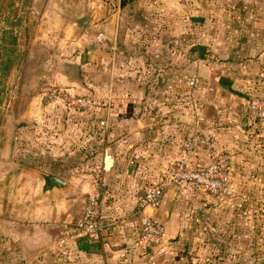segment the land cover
<instances>
[{
	"label": "crops",
	"instance_id": "crops-1",
	"mask_svg": "<svg viewBox=\"0 0 264 264\" xmlns=\"http://www.w3.org/2000/svg\"><path fill=\"white\" fill-rule=\"evenodd\" d=\"M212 1L222 0H205V7L189 13L185 17L189 24L182 27L146 25L147 15L140 3L137 6L142 12L134 19L131 0L123 3L122 19L121 15L115 19L106 8L86 14L90 17L87 27L100 33V49L108 45L105 39L113 29V51L117 32L128 36L120 41L125 52L119 56L116 53L107 60L104 54L96 57L99 51L88 52L92 56L88 59L90 78L78 91L96 101L90 111L89 140L97 146L105 144L100 159L88 157L92 169L85 176L87 195L99 197L107 230L93 240H64L61 226L77 222L84 211L74 210L69 201L59 208L76 189L63 175L47 173L63 177L72 188L42 200L48 202L40 209L52 213L51 222L41 227L44 235L39 241L14 227V236L25 239L29 250L35 246L43 254L55 255L56 264L229 263L225 252L233 249L223 248L219 242L234 245L244 219L241 209L250 208V194L264 191V125L255 130L247 126L248 101L264 87V14L260 12L264 9L254 13L220 9L217 3L216 8L211 7ZM126 14L130 16L128 25L123 23ZM251 14L249 21L246 17ZM209 15L214 19L223 15L226 20L216 19L209 29ZM135 33L136 40L128 39ZM94 41L95 36V45ZM125 55L119 72L117 60ZM99 121H107L108 129ZM223 155L230 160L235 198L223 203L196 188L178 187L164 221L166 244L158 250L143 245L139 233L143 214L138 202L161 181L168 165L186 157L191 166L204 167ZM173 190L166 191L155 214L159 219L165 217ZM26 228L32 231V227Z\"/></svg>",
	"mask_w": 264,
	"mask_h": 264
},
{
	"label": "rangeland",
	"instance_id": "rangeland-1",
	"mask_svg": "<svg viewBox=\"0 0 264 264\" xmlns=\"http://www.w3.org/2000/svg\"><path fill=\"white\" fill-rule=\"evenodd\" d=\"M131 1L143 6L148 19L145 24L157 28L189 24L185 17L202 8L200 0ZM216 3L220 9L231 7L251 13L264 9V0L212 1L211 7L216 8ZM100 8L116 15L110 0H0V264L58 262L55 255L43 254L41 248L35 246L29 250L25 239L18 240L14 236L17 226L22 235L39 241L44 235L41 227L51 222L52 212L40 209L41 204L48 201L37 200L42 183L36 172L63 175L76 193L67 195L69 198L63 199L59 208L69 201L74 210L84 211L88 197L85 175L92 169V162L88 160L100 159L105 144L97 146L89 140L90 111L74 112L68 108L67 101H54L51 95L61 91L66 98L89 96L78 92L87 86L90 78L88 59L92 56L88 52L99 51L96 57L104 54L107 60L116 53L119 56L120 52H125L124 43L120 41L127 39V33L117 32L116 50L113 51L111 39L116 32L113 29L112 35H107V40L104 38L108 45L100 49V33L94 32L93 26L79 31L71 23L72 18ZM124 11L123 4L121 19ZM129 17L128 14L123 18V23L128 25ZM252 17L251 14L246 19L252 21ZM208 18L209 29L216 19L226 20L223 15L215 19L209 15ZM93 36L95 45L92 44ZM132 36L128 39H137L136 33ZM123 57L117 60L119 72L128 56ZM249 197L250 208L241 209L244 219L234 245L229 246L225 240L219 242L223 248L233 249V252H225L228 264H264V191ZM234 198L233 190L232 198L219 201L224 203ZM52 206L56 212L55 202ZM29 226L32 231L24 230Z\"/></svg>",
	"mask_w": 264,
	"mask_h": 264
},
{
	"label": "built area",
	"instance_id": "built-area-1",
	"mask_svg": "<svg viewBox=\"0 0 264 264\" xmlns=\"http://www.w3.org/2000/svg\"><path fill=\"white\" fill-rule=\"evenodd\" d=\"M124 1L110 0L114 4L117 20ZM51 99L67 101L68 108L74 112L92 111L96 107L91 97L66 98L61 91H54ZM262 125H264V87L260 94L249 99L247 105L248 128L255 130ZM100 126L108 129V122L101 121ZM183 186L196 188L218 200L232 198V173L228 155L219 156L204 167L191 166L186 157H181L168 165L161 181L146 191L138 202V210L143 214L139 229L140 241L143 245L158 248L166 244L168 239L166 226L155 214L163 205L167 189ZM61 229L64 240L99 238L107 230L99 197L89 196L82 217L77 222L62 225Z\"/></svg>",
	"mask_w": 264,
	"mask_h": 264
},
{
	"label": "water",
	"instance_id": "water-1",
	"mask_svg": "<svg viewBox=\"0 0 264 264\" xmlns=\"http://www.w3.org/2000/svg\"><path fill=\"white\" fill-rule=\"evenodd\" d=\"M200 3L202 7H205V0H200ZM133 8L135 12L133 18L136 19L137 17L140 16L142 10L137 6V4H134ZM89 19L90 17L88 15H82L79 17L72 18L71 23H73V25H75L79 31H83L87 27L89 23ZM27 170L31 171V169H27ZM36 174L42 183L40 187L39 195L37 197L38 201L51 198L54 194H61L63 192H67L71 190L70 184L61 178L41 172H36ZM177 191H178V187H174L172 196L169 200L168 207L166 209L165 217L164 219H160L161 222L163 223L165 221V218H167L170 214V211L177 196Z\"/></svg>",
	"mask_w": 264,
	"mask_h": 264
},
{
	"label": "trees",
	"instance_id": "trees-1",
	"mask_svg": "<svg viewBox=\"0 0 264 264\" xmlns=\"http://www.w3.org/2000/svg\"><path fill=\"white\" fill-rule=\"evenodd\" d=\"M126 1H127V0H126ZM83 238H84V237H83ZM87 239H88V238H84V239H82V240H85V241H87ZM82 248H83V247H82Z\"/></svg>",
	"mask_w": 264,
	"mask_h": 264
}]
</instances>
